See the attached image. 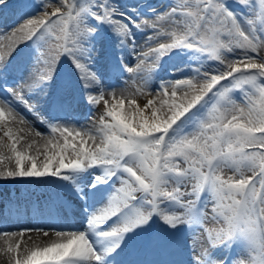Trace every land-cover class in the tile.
Masks as SVG:
<instances>
[{
    "label": "snow or ice",
    "instance_id": "snow-or-ice-1",
    "mask_svg": "<svg viewBox=\"0 0 264 264\" xmlns=\"http://www.w3.org/2000/svg\"><path fill=\"white\" fill-rule=\"evenodd\" d=\"M234 3L241 14L229 0L16 5L15 27L0 31V183H52L85 204L75 224L52 226L61 206L54 196L43 211L33 209L35 225L0 227L8 264H264V0L258 12L252 0ZM11 7L0 0V16ZM106 40L117 55H106L105 70L127 73L117 87L95 68L97 45ZM21 45L32 49L29 61L16 60ZM177 50L196 64L186 65V78L154 89L159 62ZM64 64V82L53 90ZM77 89L90 112L103 102L90 127L45 114L67 112ZM137 94L152 98L141 107ZM89 170L99 173L90 190L107 186L93 207L76 183ZM13 204L10 214L27 211ZM209 204L215 227H203ZM181 225L201 227L187 260L175 258L185 245ZM33 232L40 242L22 246Z\"/></svg>",
    "mask_w": 264,
    "mask_h": 264
},
{
    "label": "rangeland",
    "instance_id": "rangeland-1",
    "mask_svg": "<svg viewBox=\"0 0 264 264\" xmlns=\"http://www.w3.org/2000/svg\"><path fill=\"white\" fill-rule=\"evenodd\" d=\"M124 2L126 3L127 0H124ZM149 2L157 7H162L165 4H167L169 2V0H149ZM174 3H178L179 0H173ZM252 3H254L256 5V11H259V5H258V0H252ZM229 5L234 7L233 10L237 12V14H241L243 12V10L241 8H239L237 5H235L234 0H229ZM39 9H36V11H38ZM7 13V12H6ZM6 14H3L2 16H0V31H11L12 27H15L16 23L18 22V17H13L16 16V12H15V7L14 9L12 8L10 12H8V14L5 16ZM146 38V37H145ZM102 44H104L105 50L103 51ZM23 46V45H21ZM98 48H100L101 50L97 52L96 55V60H95V68L96 70H98L100 72V74H102V76L104 77V83L106 82V78L107 76H109V71L105 70V57L107 54L111 53V56L113 58L116 59V51L114 49V45H111L109 41H102L101 44L97 45ZM155 46V45H153ZM27 53V54H26ZM26 54V61L30 60V57L32 55V49L29 48L28 50H26L25 52ZM192 54L189 52H183V51H179L177 50L174 53H170L168 56L162 58V60L159 62V66L157 67V69L159 70L158 72L155 70L153 76H152V81H151V86L155 89L156 87L159 86V83L161 81L164 80H169V79H181V78H186L185 75H188L190 72V69L188 67H186V65H190L196 64L195 60H191L190 56ZM260 55H264V50L261 51ZM130 57V56H129ZM170 57V65L167 66L166 68H164L165 65L164 64V59ZM131 59V57L129 58ZM135 62V60H133ZM67 64H64V67L61 71V73L63 72V74H67ZM178 69H180L181 71H178ZM165 70L162 74L161 71ZM127 73H123L119 75H114V81L117 82L119 81L120 84H122V81L126 78ZM66 77V75H65ZM113 79V78H112ZM139 82V81H138ZM117 86V85H116ZM53 87V86H52ZM125 87H128V85H125ZM135 90V89H134ZM77 95L80 97V99L78 100V103L76 104L75 110L72 112L73 114H75L76 116L79 117V121H81L83 124L87 125V126H91L93 124V122L98 119L100 112L103 109V102H101L100 105L97 106V109L95 111H92V113L90 114H84L85 112H87L89 108V105L87 104V102L85 100H83L80 96L79 91L76 90ZM154 95V93H153ZM237 96H239V93H236ZM152 96L146 95V94H137L135 96V99L137 101V103L142 107L145 103H147L148 99H151ZM85 108H88L87 110H85ZM70 109H68V112H71ZM45 111L47 112V109H45ZM48 114L49 113H45ZM52 114V113H50ZM53 114H55V112H53ZM52 116V115H50ZM34 118V117H33ZM41 128L44 130V126L41 125ZM85 176V180L84 182H80L82 183V187L86 188L88 187L89 184L92 183L93 181V175L95 174H99L98 172H93L92 170H89L87 172L84 173ZM225 174L226 175H232L233 172L231 169H225ZM246 175H250V173H246ZM52 178H50L49 180H51ZM90 180V181H89ZM16 184L22 183L20 185H15L16 191L13 192L12 189H10L9 191H6L7 194L9 195V197L11 198L12 201H19L21 205H27V207H29L31 205V203L33 201H38L40 203H42V205L45 206L46 202L48 201V199L51 197V192L55 189L58 188V186H55L52 183H48V184H44V183H36V182H32V181H23V182H14ZM190 187V186H189ZM102 189H104V187H101ZM107 189V186H106ZM105 189V190H106ZM5 192V194H6ZM103 193H100L99 195H93L92 197V203H95V206L98 205L100 202H102V198H103ZM23 197H25V199H23ZM64 197H59V200L62 202L63 200H65ZM4 201H9V200H4ZM3 200H0V202L2 204H4ZM12 206V205H11ZM210 206H208V218L205 219L204 223H203V227H215L217 225H215V223L213 221H211L210 216ZM189 227L188 225H181L180 229L184 230L185 228ZM194 233H190L188 236V240L186 241V247L187 244H191L194 240L195 241H200L201 240V227H199L198 230L193 231ZM188 249V253L189 255L191 254V250L187 247ZM242 257L237 256V259H240Z\"/></svg>",
    "mask_w": 264,
    "mask_h": 264
},
{
    "label": "bare ground",
    "instance_id": "bare-ground-1",
    "mask_svg": "<svg viewBox=\"0 0 264 264\" xmlns=\"http://www.w3.org/2000/svg\"><path fill=\"white\" fill-rule=\"evenodd\" d=\"M12 0H9V2H11ZM132 1H127L126 3H131ZM138 39H139V41H140V43L141 44H143L144 43V40L146 39L144 36H140V37H138ZM5 43H6V41H4ZM98 47V46H97ZM130 57L129 56H127L126 54H125V59H126V61L127 62H129V63H132L133 65L135 64V62L132 60V59H129ZM102 75V74H101ZM139 83L140 82H136V84L135 85H132L131 87H130V91H134V89H135V87L136 86H138L139 85ZM117 91L119 92V88H117ZM143 107V106H142ZM26 115L28 116V118L30 119V120H32L34 123H35V125H36V127L38 128V129H40L41 131H45V128H44V130L41 128V124L38 122V121H36L35 120V118H33L32 116H31V114H27L26 113ZM55 116H57V115H55ZM65 116H67L68 118H71V119H73L74 120V122H78V123H80L81 125H82V123L80 122V121H78L77 119H75V118H73L72 116H70V115H65ZM59 117H64V116H59ZM85 126H87V125H85ZM90 127V126H89ZM6 139V138H5ZM37 139H39V138H37ZM83 180L85 179L84 177H81ZM81 178H79V179H81ZM48 179H50V178H48ZM77 182V181H76ZM79 184V183H78ZM81 185V184H80ZM210 205V204H209ZM210 207H211V205H210ZM31 211V210H30ZM30 211L28 212V213H30ZM25 216V215H24ZM10 218H7L5 221H4V223L3 222H1L0 223V227H3V228H16V227H25V226H33V225H35L36 223L35 222H38V220H37V218H35V217H31V218H29L28 216L27 217H23V216H19V215H17V216H14V218L12 219V220H9ZM69 223H71V224H75V223H73V222H67V223H65V224H63V225H61V223H54V224H52V226H56V227H59V226H67ZM44 226L45 227H47L48 226V224L47 223H45L44 224ZM29 236L31 237V239H29ZM40 237H38V235H37V233H35V232H33V233H29V234H26V236L23 238V240H22V246H23V244H24V242H27L28 244H31V243H33V242H40ZM3 245V241H0V246H2ZM147 255H151V256H153V255H155V254H150V253H147ZM0 264H8V257H7V255H5L3 252H0Z\"/></svg>",
    "mask_w": 264,
    "mask_h": 264
}]
</instances>
